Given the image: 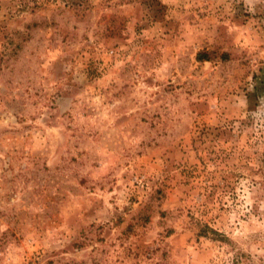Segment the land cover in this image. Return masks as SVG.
<instances>
[{"label": "rangeland", "instance_id": "obj_1", "mask_svg": "<svg viewBox=\"0 0 264 264\" xmlns=\"http://www.w3.org/2000/svg\"><path fill=\"white\" fill-rule=\"evenodd\" d=\"M0 264H264V0H0Z\"/></svg>", "mask_w": 264, "mask_h": 264}, {"label": "trees", "instance_id": "obj_2", "mask_svg": "<svg viewBox=\"0 0 264 264\" xmlns=\"http://www.w3.org/2000/svg\"><path fill=\"white\" fill-rule=\"evenodd\" d=\"M202 58V57H201Z\"/></svg>", "mask_w": 264, "mask_h": 264}]
</instances>
